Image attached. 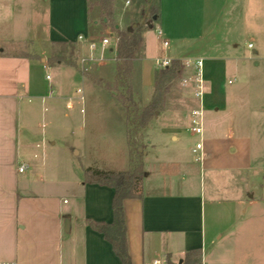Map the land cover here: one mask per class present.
<instances>
[{"label": "crops", "instance_id": "0c3cea01", "mask_svg": "<svg viewBox=\"0 0 264 264\" xmlns=\"http://www.w3.org/2000/svg\"><path fill=\"white\" fill-rule=\"evenodd\" d=\"M116 1L117 10L127 13L126 19L142 0ZM158 4L157 27L170 43L166 54L171 60L203 59L211 69L221 63L226 68L217 46L232 27L233 47L243 38L247 46L253 43L255 54L264 46L259 36L264 37V0H158ZM28 7L42 16L40 23L22 20ZM29 28L34 31L26 32ZM81 36L85 40L80 41ZM92 37L88 0H0V53L31 42L39 46L72 42L75 57L81 58L89 53L87 43ZM106 50L115 62L111 48L99 49L96 55ZM150 50L154 51L151 59ZM143 55L138 66L141 89L150 100L158 71L155 59L162 55L156 30L144 33ZM41 61L39 65L28 58L30 70L43 68L50 82L53 76L63 89L77 80L78 89L84 88L86 76L80 66L54 68L48 60ZM26 94L42 103L51 96L32 89L27 93L0 91V263L122 264L111 244L87 224V220L113 222L114 189L85 183V169L92 167H70L63 172L61 161L53 165L46 160L44 137L36 138L38 132L30 125L24 134L21 131V113L29 123L34 110L22 108ZM66 97L69 119L80 122L85 104L72 91ZM70 99L75 100L72 110L66 107ZM161 118L148 128L144 157L150 164L164 166V172L157 171L154 178L165 180L149 185L146 175L142 197L124 202L132 264L154 260L162 264H264V151L263 164H259L253 135L233 125L228 138L206 139L202 162L179 155L160 157L156 152L178 143L182 130L166 124L153 136L150 132ZM81 146L80 141L73 143L70 152L76 155ZM22 165L27 168L21 173ZM194 251L200 257L187 259Z\"/></svg>", "mask_w": 264, "mask_h": 264}, {"label": "rangeland", "instance_id": "374dc122", "mask_svg": "<svg viewBox=\"0 0 264 264\" xmlns=\"http://www.w3.org/2000/svg\"><path fill=\"white\" fill-rule=\"evenodd\" d=\"M90 1L92 4L90 18L92 21H96L91 25L92 39L95 42H100L110 33L113 34V31L111 27L103 25L102 10L100 5H97L99 0ZM143 8L144 5L141 1L137 9L132 10L126 19L124 18L127 13L124 15V13L117 11L119 14L117 13L116 22L125 27L133 22L141 21L144 18ZM26 12L21 15L24 22L25 19L31 23H40L43 20L42 16L32 12L29 7ZM222 24L226 23L222 22ZM230 24L227 23L226 25L229 26ZM226 30V37L221 39L222 42L218 44L217 49L225 56L227 67L225 68L224 63H221L218 69L214 67L211 69L207 62L204 64V80L208 84L203 99L205 108L203 141L206 139H226L228 138V131L233 130L232 127L235 125L243 134L253 135L256 159L259 164H263L261 160H263L264 151V46L255 54L253 49L248 48L246 39L243 38L239 40V46L235 48L231 42L233 27ZM31 31L34 30L31 28L26 30V32ZM32 33L35 34V32ZM150 36L152 37L153 34ZM259 36L263 41V35ZM4 51V53H0L1 92L20 91L27 93L28 90L32 89V91H41L47 95L51 94L44 103L41 102V99H35L26 94L21 103L24 111L34 109L29 118L30 124L26 123L25 113L23 115L21 113L22 134L30 125L35 133L38 132L36 138L44 137L46 141L44 146L45 157L48 162L53 164L56 161H61L63 172H66V169L70 167L83 169L87 166L108 172H123L132 170L138 163H142L144 171L142 190L146 175L149 179H147L149 185L157 186L161 184L159 182L165 180L163 176L158 177L156 175L154 178L157 171L164 172V166L159 167L150 164L144 157L149 127L142 131L138 147H130L128 144V129L125 123L127 110L123 100L116 95V64L111 61L112 55L107 50L103 54L106 61L96 64L90 75L85 78L86 84L82 89L86 96L85 114L81 115L80 122L69 119L68 114L70 113L66 112L64 106L66 95L71 91L76 95L75 91L81 88V83L77 80L72 86H65V91L64 86L59 85L53 76L51 82L45 79L46 72L43 68H35L31 71L28 64V58L39 65L42 64L41 59L44 58L48 60L50 66L56 68L57 65H54V61L51 63V59L58 54L67 57L65 62H68V65L65 67L77 69L80 66V58L70 59L68 46L48 43L39 46L31 42L25 46H15L14 49L4 48ZM12 53L23 57H12ZM147 55L149 59L153 58L154 51H148ZM71 62H75L76 65H69ZM182 62L185 65V62ZM137 66L131 83L134 89L135 102L142 110L151 102L152 98L147 100L142 93L139 67ZM74 74L76 75V73ZM194 79V68L185 65L182 79L167 94L166 109L161 115L162 118L156 122L152 132H150L153 136L157 135L159 128L166 124H175L182 128L178 143L168 144V147H161L156 152L160 157L179 155L186 160H194L199 157L192 153V149L200 138L192 135L187 127L191 112L198 105L194 96L196 89ZM229 81L232 83L230 84ZM22 84H24V88H21ZM133 108L131 106L130 110L134 111ZM217 108L218 111L215 110ZM78 141L82 143V146L80 147L81 150L77 149L75 155V152H70L69 147Z\"/></svg>", "mask_w": 264, "mask_h": 264}, {"label": "trees", "instance_id": "16d2710c", "mask_svg": "<svg viewBox=\"0 0 264 264\" xmlns=\"http://www.w3.org/2000/svg\"><path fill=\"white\" fill-rule=\"evenodd\" d=\"M144 8V18L139 22H133L121 26L116 22V17L119 14L117 11L116 0H99L97 5H100L103 14V25L111 27L115 38L118 39V47L115 53V91L116 95L123 100L126 115L125 123L128 129V144L130 147H138L142 131L146 130L151 125V122L161 116L166 109V98L175 85L183 77L185 71L184 63L179 59L172 60L171 66L160 69L156 72L154 93L151 102L142 110L135 102L134 89L132 78L135 67L143 60L144 53V33L151 30H156L160 18V5L158 0H142ZM89 8V25L91 26L96 21L90 18L92 4L88 0ZM118 13V14H117ZM57 45L68 46L70 48L69 57H75L76 44L72 42L59 43ZM67 57L54 55L51 63L54 65H68ZM75 66V62L69 63ZM137 66V67H138ZM96 67H91L90 72ZM90 72L83 73L86 77ZM133 106L134 111L130 108ZM140 148V147H139ZM138 155V152L136 150ZM144 177L143 164L138 163L134 169L123 172H108L93 168L85 169V183L98 184L108 186L114 189L113 197V222L111 224L95 222L87 220V224L96 232L103 235L108 241L116 256L122 264H132V259L129 253L128 230L126 223V214L124 210V202L128 199H137L142 197V181ZM200 257L199 251L190 252V257ZM189 263V260H187ZM195 263V261L193 262Z\"/></svg>", "mask_w": 264, "mask_h": 264}, {"label": "built area", "instance_id": "2783aa9c", "mask_svg": "<svg viewBox=\"0 0 264 264\" xmlns=\"http://www.w3.org/2000/svg\"><path fill=\"white\" fill-rule=\"evenodd\" d=\"M130 2H127V5ZM156 32L158 36L160 37V47L162 50V55L157 57L155 59V66L158 70L167 68L171 65L172 60L167 56L166 52L170 46V43L167 39H165L162 35L161 30L157 27ZM80 41L85 40L84 37H79ZM88 46V51L89 53L87 55L82 56L79 59V64L82 73H88L91 70V67L100 63V62H105L106 60L104 59V55H96V52L101 49L104 50L106 48H111L115 53L118 47V39L115 38V36H107L100 40V42H95V41H89L87 43ZM249 49H254L253 43L248 44ZM204 60L203 59H196V60H188L185 62V65L189 68H194L195 71V99L198 103L197 107L194 108L191 112L190 116V121H189V127L188 130L192 135L199 136L200 140L196 143L195 147L192 149V153L195 155H198V159L200 162L204 160V141L203 137L205 134V125H204V113H205V108L203 104V99L206 95L207 92V83L204 80ZM46 79L48 81L51 80V76L47 75ZM231 84L232 81H229ZM76 96L80 100V102L84 105L86 98L84 91L82 89H78L76 91ZM75 106V100L70 99L66 107L68 110H72ZM82 113H85V109L83 108L81 110ZM27 166L22 165L19 168V172H24L26 170ZM0 264H12V263H0ZM146 264H162V261L160 260H154L152 263H146Z\"/></svg>", "mask_w": 264, "mask_h": 264}]
</instances>
